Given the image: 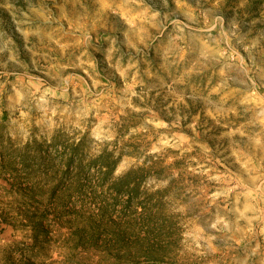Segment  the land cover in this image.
<instances>
[{
  "label": "clouds",
  "instance_id": "9594fccd",
  "mask_svg": "<svg viewBox=\"0 0 264 264\" xmlns=\"http://www.w3.org/2000/svg\"><path fill=\"white\" fill-rule=\"evenodd\" d=\"M89 2L93 12L64 34L75 59L53 64L82 75L21 77L7 124L0 84V156L48 209L35 220L43 230L0 225V264H264V0H175L185 19L171 20L150 58L159 37L149 28L167 27L159 11L144 0ZM32 11L0 31V54L15 63L43 23ZM54 184L59 204L48 199ZM33 204L0 176V213ZM105 209L94 235L89 218ZM125 223L117 246L113 226Z\"/></svg>",
  "mask_w": 264,
  "mask_h": 264
},
{
  "label": "rangeland",
  "instance_id": "374dc122",
  "mask_svg": "<svg viewBox=\"0 0 264 264\" xmlns=\"http://www.w3.org/2000/svg\"><path fill=\"white\" fill-rule=\"evenodd\" d=\"M3 2V6L0 7V31H4L7 34L9 32V26L13 24L15 18L19 16L21 12L27 13L30 17L36 18L38 13H34L32 9H37L42 11L44 14L39 15V21H42V24H39V27L36 28L35 34L30 38L29 47L32 49L26 55L20 53V63H15L8 59V53L5 51L3 54H0V84L4 85V105H3V121L7 124L9 116L12 114L9 109L8 97L12 95V86L17 83L21 77H36L40 80H43L46 84L48 83L50 76L46 75L49 69H51V76H55L57 72H63L65 75H82L81 70L73 69L71 67L61 69L59 65L53 67L57 61L59 64H68L71 59H75L72 55V52L75 50L74 45L75 40L71 39L68 36H65V33H70L76 21L81 19L83 9L87 8L89 14L93 12V7L89 0H81L80 3H77L76 0H57L56 4L52 3V0H45L44 4H41V0H0ZM258 0H251V4L254 5ZM189 3L193 8L196 7L194 0H189ZM235 0H226L225 8L233 7ZM150 11L160 12V17L158 18L161 24H166L167 27L164 30L163 35H160L159 31L155 27L149 28V33L153 37H159L158 40L153 43L148 51V56L150 58L152 55L156 54V45L159 44L160 40H164L168 36L169 32L172 31L171 20L180 19L184 21L183 9L175 3V0H169L168 8L165 9L159 4H156L154 0H144V5ZM178 13H180L178 15ZM117 12H110L109 16H117ZM167 16V20H165ZM186 22V21H185ZM126 26V25H125ZM95 42L96 37L95 33L92 34ZM103 32H101V36ZM187 35V33H186ZM13 36L12 39L14 42H17V37ZM65 46V47H62ZM155 67V64H153ZM69 96H71V89H69ZM19 115V113H16ZM121 119H124L121 117ZM210 122L211 118L209 117ZM219 127V126H217ZM212 133H210L211 135ZM211 146V142H209ZM23 157L18 155L16 160H22ZM56 157L52 156V161L54 162ZM70 162V163H69ZM70 164V165H69ZM72 161L69 159L66 162L65 172L71 168ZM19 167L18 164L12 162L11 158L7 155L0 156V176L4 177V184L7 187H11L13 191L17 188H20V191L25 192L31 195L32 200L35 201L31 207L35 208V211H30L28 214L23 212H17L16 216L13 217L11 213L5 215L0 213V225H6L9 227H15L18 224L27 223L33 224L36 228L43 230V225L35 224L37 219H47L48 218V209L44 208L38 200H36L35 190L30 188L20 187L18 181L13 179L16 176V168ZM58 184H54L48 189V199L50 202H55L59 204V198L55 191V188L58 187ZM133 199V194H129L128 204L130 205ZM107 217V210H104L103 215H98L95 218H89L88 231L92 234H98L101 232L102 224ZM110 219V218H109ZM133 226L131 224L123 225H114L113 226V240L117 246H120L122 242L126 243V232L131 229ZM6 230L0 228V234ZM98 238V236H96ZM113 264H117L116 261Z\"/></svg>",
  "mask_w": 264,
  "mask_h": 264
},
{
  "label": "trees",
  "instance_id": "16d2710c",
  "mask_svg": "<svg viewBox=\"0 0 264 264\" xmlns=\"http://www.w3.org/2000/svg\"><path fill=\"white\" fill-rule=\"evenodd\" d=\"M70 163V162H69ZM70 165V164H69Z\"/></svg>",
  "mask_w": 264,
  "mask_h": 264
}]
</instances>
